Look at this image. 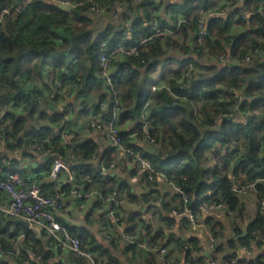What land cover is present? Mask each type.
<instances>
[{
  "label": "trees",
  "instance_id": "16d2710c",
  "mask_svg": "<svg viewBox=\"0 0 264 264\" xmlns=\"http://www.w3.org/2000/svg\"><path fill=\"white\" fill-rule=\"evenodd\" d=\"M58 1L0 0V10L4 7L12 9V15L0 22V110L4 112L0 123L2 141H7L8 148L12 150L33 149L32 145L38 143L61 155L71 164L78 184L87 189L94 188L102 194L114 189L119 191V223H127L126 233L138 236L145 243L163 244L165 247L174 244L176 247L170 248L162 259L148 248L143 254L140 243L127 242L126 252L130 253L132 260L130 264H165L164 260L176 264L178 260L172 263L169 259L178 253L184 255L185 264H209L204 254L192 253L194 249L202 250L197 239H183L166 233L165 224L175 222L173 217L165 216L162 211L171 213L176 209L182 212L187 208L195 211L201 201L212 205L213 201L218 202L221 198L225 206L220 210L226 211L233 219L234 235L223 241L222 225L209 217L206 222L211 231L208 241L211 257L219 264H264V255L238 257V250L242 247L255 249L264 244V238H257L264 236V212L260 207L264 202V59L249 63L243 61L256 39L264 41V0H245V5L256 12L249 20L239 18L234 8L231 11L236 21L228 17L209 18L207 35L202 42L196 34L198 20L204 10L216 3L215 0H178L170 5L175 12L171 29L159 15L163 0L160 3L153 0H119L118 6L122 4L128 8L124 18L130 21L133 29L131 35L125 37L113 24L104 30H96L97 14L89 11V6L93 1L108 3L110 0H65L71 3V10L59 7ZM224 4L232 7L235 0H226ZM23 5L25 8L21 9ZM152 11L156 12L158 24L165 30L163 36L150 38L154 32L149 25ZM235 25L242 29L232 34ZM192 34L194 36L189 40ZM145 37L150 39L147 44L141 45ZM119 44L137 45L139 55L114 54L111 57L114 82L112 87H107L99 57L101 53L110 54ZM223 52L226 58L220 62L217 56ZM173 61L178 62L177 68L169 67ZM189 62L194 67L191 81L183 79ZM159 67L161 73L156 76ZM48 74H54L66 83L77 82L76 93L80 101L77 104L84 113L91 108L104 120H110L114 115L116 99L120 100L118 123L123 142L152 165V173L143 174V183H129L125 178V166L121 165L120 174L117 173L118 168L114 176H109L108 182L91 185L83 179L85 173L96 175L99 167L95 162L110 163L119 159V151L110 145L104 147L93 137L77 138L74 127L70 133L74 147L62 143L59 136L48 139L51 133H60L63 128L60 123L62 112L49 116L39 113L43 104L38 101L37 95L44 96V91L38 84L48 86ZM28 81L35 86L27 88ZM158 81L169 85L180 97L177 104H173L174 97L166 88L151 93L152 84ZM52 82L53 88H56L53 79ZM234 89H239L245 96L240 105L242 117L233 111ZM49 94L48 100L60 96L56 90ZM102 102L105 107H102ZM146 103L149 117L143 119ZM34 115H39L40 119H35L37 123L31 122ZM219 115L222 116L219 118ZM146 119L153 125L148 130L155 138L153 143L147 139L144 129ZM133 131H138L137 142L130 137ZM143 141L151 143V148L146 150L141 146L139 142ZM48 157L52 165L54 155ZM51 165L47 168L49 173ZM128 173L132 175L135 171L128 169ZM159 173H164L166 180L161 179ZM119 178L124 180L121 184ZM248 181L257 182L249 192L254 195L258 207L252 218L243 200L245 196L233 190L234 185ZM166 183L181 188L187 195V202L178 192L176 195L163 194L160 187ZM63 189L70 193L72 184L67 183ZM123 203L138 209L125 216ZM103 205L101 201V207ZM154 207L158 208L157 212H152L154 218H158V228L141 211L147 208L150 213ZM14 220L0 212V237L8 234ZM183 220V228H187L188 219L184 217ZM244 228L246 236L238 237L243 234ZM69 231L95 252L100 264L101 253L112 260L108 249L90 237L86 229L70 228ZM26 234L27 247H32L34 254L43 262L49 260L52 252L44 248L43 241L29 231ZM212 237L216 242L211 245ZM49 238L52 250L56 242L53 237ZM1 245L0 249L11 248L3 237ZM23 252L21 259L12 260L13 264L30 260V254ZM75 262L87 264L78 257H75ZM0 264L12 263L0 256Z\"/></svg>",
  "mask_w": 264,
  "mask_h": 264
},
{
  "label": "built area",
  "instance_id": "2783aa9c",
  "mask_svg": "<svg viewBox=\"0 0 264 264\" xmlns=\"http://www.w3.org/2000/svg\"><path fill=\"white\" fill-rule=\"evenodd\" d=\"M136 1L141 2L142 0ZM153 1L155 3H160L162 0ZM118 2L119 0H110L108 3H97L93 1L89 6V11L97 15L110 14L113 18L117 19L119 17ZM58 3H64L66 5L72 6L69 1L65 0H59ZM20 8L24 9L25 5L21 6ZM232 8L237 10L239 18H242L244 20H249L254 14H256L254 9L248 8L245 5V0H235V4L232 5V7L222 6L217 10H204L203 15L199 18L197 24L196 34L199 42H202L203 38L207 35V21L209 20V18H227L226 16L229 15V12ZM11 10L12 9L10 7H4L0 10V22L3 21L6 16L12 15ZM149 25L152 26L154 30L150 38L155 36H163L165 34V30L158 24L157 14L155 11H152V17L149 21ZM116 28H118L117 30L121 32L122 37L127 36V34L128 36H130L131 31L133 30L132 27L127 24L119 25ZM150 38H143L140 44H147ZM116 53H120L125 56H137L139 55V50L137 45L124 46L123 44H119L110 54L101 53L99 60L102 65V72L107 87L113 86L114 79L112 78L111 74V57ZM225 58V52L217 56V59L220 62H223ZM255 59H264V41H262L261 39H256V41H254V43L251 45L250 50L244 56L243 61L249 63ZM193 70V63L189 62L187 70L183 75V79L191 81L193 78ZM52 79L56 84L57 94L62 97L65 105L62 109L63 117L60 122L63 126L61 132L51 133L52 136L50 135L51 137L48 139L52 140L56 136H59L62 143L74 147L75 142L71 138L70 133L71 129L73 128L74 113L76 109H78L76 104L73 102L75 101V99L78 100L79 98L78 94L76 93L78 85L76 81H72L70 83L63 82L54 74L52 75ZM161 82L158 81L152 84L151 93L159 89L166 88L167 91L172 93L174 97L173 104H177V101L180 97L171 90V87L169 85ZM233 92V102L235 104L233 111L244 116L243 111H241L240 109V105L244 101L245 96L239 89H234ZM37 98L38 101L43 105L47 102L46 97L42 95H37ZM101 105L102 107H105L106 104L102 102ZM120 106V100L116 99L114 106V115L110 120H104L100 114H95L90 108V111L88 112L86 131L89 132V134H95L96 137L94 136L93 138L106 139L110 146L115 147L118 151H123L126 155H128L135 171V173L130 176L128 182L132 184L138 182L143 183L142 176L146 172L152 173V165L150 161L142 157L139 152H136L133 148H130L124 144L123 138L121 136V126L118 123V113L120 110ZM221 116L222 115H219L218 117L220 118ZM145 117H149L148 103H146V105L144 106V110L142 113V118L145 119ZM145 121L146 122L144 124V129L146 130L147 139L151 143H153L155 142V138L151 137L150 133L148 132V130L152 128L153 125L149 120L146 119ZM130 137L134 138V141L136 142L139 141L138 131H133L130 134ZM1 141L2 138L0 137V142ZM32 148L42 152L45 156L52 154L54 155L52 168L49 173L50 178L55 184L54 188L51 190V193H47L40 184L24 178L23 174L18 168H11L5 176H0V195L5 194L8 198L6 204L0 206V210L4 215L12 219H21L25 221L29 225V229L32 230L35 236H39V229L44 230L48 234V236H51L55 239L56 246L58 248L69 249L75 257L84 259L87 264H100L95 252L92 249H89L80 237L73 235L69 231V229L66 228V226L58 221L54 214V210H62L64 208V199L67 197V192L63 189L62 186H60L61 173H67L69 181L76 180V173L72 171L71 164L65 161L61 155L53 153L49 148H44L38 143L33 144ZM15 151L17 152V149H15ZM119 166V159L113 160L110 163H107L106 161H100L98 165V173L96 175L85 173L83 179L89 182L91 185L99 184V182L101 181L108 182L109 176H114ZM159 176L162 179L166 180V175L164 173H159ZM119 182V184H121L122 179H119ZM256 183V181L240 182L234 185L233 190L240 196H246L250 191H252ZM176 189L187 202V195L184 194L183 190L177 186ZM94 193H98L100 195V199L104 204L103 215L105 220L111 219L115 223H119L121 221V216L118 213V190L114 189L109 193L102 194L99 191L94 190V188H89L86 190H79L78 188H74L70 192L72 197L80 201L81 207L85 206L84 201ZM204 194L207 195V193ZM222 200L223 199L221 198L218 202L213 201L212 205H209L208 202L204 200L198 204L195 211L187 208L182 212H178L175 209L174 211H172V213L176 216L188 215L192 223H197L199 215H201L202 213L209 214L215 210L222 209L225 206ZM260 207L264 212V202H262ZM104 233L106 236H109L106 231H104ZM21 235L24 236L25 233H22ZM257 238L263 240L264 236H257ZM124 239L130 243H140L149 250H156L162 256L167 252V247L145 243L138 236L130 233H125ZM215 242L216 240L212 237L211 245L213 243L215 244ZM246 249L248 253L253 252L252 248ZM205 251L206 250H204L203 248L202 250L194 249L192 253L194 255H205ZM0 256L18 260L22 258L23 253L19 248L0 249ZM35 257L38 256L35 255ZM207 258L209 260V264H219V261L217 259H213L211 255Z\"/></svg>",
  "mask_w": 264,
  "mask_h": 264
},
{
  "label": "crops",
  "instance_id": "0c3cea01",
  "mask_svg": "<svg viewBox=\"0 0 264 264\" xmlns=\"http://www.w3.org/2000/svg\"><path fill=\"white\" fill-rule=\"evenodd\" d=\"M216 3L209 8V10H217L222 6H225V1L226 0H215ZM178 2V0H163L160 8H159V15L161 16V19L166 21L169 26L167 27L168 29H171L173 26L172 22L174 21L173 15L175 14L174 8L170 7V5L175 4ZM119 9V17L117 19L113 18L110 14H104V15H97L96 18V30L101 31L107 28L110 24H113L114 26H119L122 24H127L130 25V21L126 18H124V14L128 13V8L124 5H120L118 7ZM226 17L232 18V21H236L235 15L232 14V11L229 12V15ZM180 19L181 16L179 17ZM173 28V27H172ZM241 27H238L235 25L232 28V34H237L238 32L241 31ZM245 29V28H244ZM192 37L189 39L191 40ZM163 64V63H162ZM161 67V65H160ZM160 67L157 69L156 76H158L160 72ZM170 68H177L178 67V62L173 61L172 64L169 66ZM52 75L49 76L48 74V81L47 83L49 84L48 86H45L44 84H38L41 86V89L44 91L43 95L47 98V103L45 105H42L40 107V112H44L46 115H53L55 113H60L62 112V109L65 105L64 100L62 97H56L54 100L53 98L49 99L50 97V92L53 90L55 91L56 88H53L52 85ZM160 78V77H158ZM163 78L159 79L162 81ZM26 86H29L27 88L35 86L33 82L30 83L28 81V84ZM52 86V87H51ZM77 108L75 113H74V118H73V130L76 131L77 133V138H87V137H96L95 134H89V132L86 131V125H87V119H88V113H84L80 105L77 103L80 102L79 100L75 99L73 101ZM21 112V109L18 110ZM40 115V114H39ZM39 115H34L32 117V121L34 123L35 119H40ZM4 112L1 109L0 110V123L3 120ZM239 117H242L240 114ZM47 121V120H46ZM42 122V121H41ZM44 122V121H43ZM90 135V136H89ZM101 142V144L105 147H107L109 144L106 139L104 138H95ZM141 146H143L146 150L151 148V143L149 142H139ZM103 150V149H102ZM119 160H120V166L117 171V173L120 174L121 170V165L125 166L126 169V176L129 180L131 173H128L129 171H134L133 165L131 163L130 157L126 155L123 151H119ZM95 164L99 165V161L97 160ZM51 165L49 161V157L45 156L42 152L34 150V149H17V152L15 150H12L8 148L7 146V141H1L0 142V176L3 177L7 174V172L11 168H18L21 173L23 174L24 178L40 184L45 191L50 192L52 188L54 187V182L49 176V172L47 168ZM97 165V166H98ZM52 166V165H51ZM124 169V168H123ZM125 175V174H124ZM123 176V175H120ZM124 177V176H123ZM161 178V177H160ZM122 179V178H119ZM162 179V178H161ZM127 180V181H128ZM122 181H124L122 179ZM67 183L72 184L73 189L78 188L79 190H86L85 186L83 184H78L75 181H69L68 180V175L67 173L63 172L60 175V186L64 187ZM163 187V188H162ZM93 189V188H92ZM161 191L163 194L165 193H171L172 195H176L178 192L176 187L170 184H162L160 187ZM166 197H171V195H167ZM254 195L253 194H248L243 198L245 202L246 209L248 211V215L250 218H252L258 209L257 205L255 204L254 201ZM7 197L5 194L0 195V206H3L7 202ZM169 199V198H168ZM85 206L81 207L80 206V201L74 197L71 196V194L68 192L67 197L64 199V208L62 210H54V214L57 219L61 220V223L69 229H86L90 237L93 239H96L100 244H102L106 249L109 251V255L111 256L112 260H109L108 257L105 256V254L101 253V264H116L114 261L119 262L120 264H130L132 261L130 258V253L126 252V243L127 241L124 239V235L126 233V226L127 223H115L113 220H105L104 215H103V207H101V199L100 195L98 193L92 194L90 197H88L85 201ZM120 204V203H119ZM161 203H159L158 206H160ZM123 208L126 211L125 216H129L135 209H138L136 206L129 204V203H123ZM105 209V208H104ZM158 208L154 207L150 213H148V209L142 208V212L144 213V217L147 218L153 222L154 226L158 228V218L153 216L152 212H157ZM1 213H3L0 210ZM163 214L169 215L170 217H173L174 222L171 225H166L164 230L166 231L167 234H174L177 237H181L183 239L186 238H195L199 241L200 246L204 250H209V238L211 235L210 231V226L206 222L207 219L210 217L213 222L221 224V231H223L225 238L223 241H226L228 237H231L234 235V228L231 225L232 218L228 216L226 211L224 210H215L209 214L202 213L199 215L198 222L197 223H192L191 220L189 219L188 215H183V216H176L172 212H166L162 211ZM159 216V215H157ZM186 217L188 219V227H184V220L183 218ZM190 220V221H189ZM59 221V220H58ZM245 224H243L244 227ZM246 228H244L245 230ZM27 231L31 232L32 235L35 236V234L32 232L31 229H29V225L21 220V219H15L14 222L10 225L9 227V232L8 234L4 233L3 234V239L5 240L6 243L11 245V248H19L22 252L26 251L27 253L30 254V260L25 259L21 264H77L75 262V256L74 254L69 250V249H60L57 246L56 247H51L49 244L50 243V238L48 234L44 231L39 229V236H35V238H40L43 243L46 245L44 248L47 250L51 251L52 257L47 260L46 262H43L42 259L38 256L35 257L34 254V249L32 247H27ZM104 231L109 234V236H106ZM25 233L24 236L21 234ZM146 233V232H144ZM0 237V248L2 247L1 245V238ZM239 237V236H238ZM48 246V247H47ZM162 246H164L162 244ZM165 247V246H164ZM176 248L174 244L171 246L167 247V252H169L170 248ZM140 249L144 252L143 254H146V247L144 245L140 246ZM159 257V252L154 250ZM24 253V252H23ZM165 253V254H166ZM238 257L239 258H246L249 257L250 255H253L255 257L257 256H262L264 255V244L255 247L253 249L252 253H248L246 247H242L241 249L238 250ZM160 257L163 259V256L160 255ZM8 258V257H5ZM13 259L8 258V261H10L13 264ZM172 263H176L178 260V264H185V259L184 255H179V253L176 255V257H171L169 259ZM165 264H169V261H165ZM176 263V264H177ZM17 264V263H14Z\"/></svg>",
  "mask_w": 264,
  "mask_h": 264
},
{
  "label": "water",
  "instance_id": "95a60500",
  "mask_svg": "<svg viewBox=\"0 0 264 264\" xmlns=\"http://www.w3.org/2000/svg\"><path fill=\"white\" fill-rule=\"evenodd\" d=\"M58 4V6L59 7H61L62 9H66V10H71L72 9V6H70V5H66V4H64V3H57ZM246 234H247V230H245L244 232H243V234H241V235H239V237H244V236H246ZM210 251L209 250H206L205 251V255L207 256V257H210Z\"/></svg>",
  "mask_w": 264,
  "mask_h": 264
}]
</instances>
